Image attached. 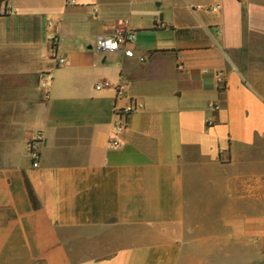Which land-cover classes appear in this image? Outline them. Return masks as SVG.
Returning <instances> with one entry per match:
<instances>
[{"label":"crops","instance_id":"0c3cea01","mask_svg":"<svg viewBox=\"0 0 264 264\" xmlns=\"http://www.w3.org/2000/svg\"><path fill=\"white\" fill-rule=\"evenodd\" d=\"M208 1L0 0V264H264V0Z\"/></svg>","mask_w":264,"mask_h":264},{"label":"built area","instance_id":"2783aa9c","mask_svg":"<svg viewBox=\"0 0 264 264\" xmlns=\"http://www.w3.org/2000/svg\"><path fill=\"white\" fill-rule=\"evenodd\" d=\"M68 4H73L74 0H65ZM223 8V0H209L207 5H197L195 7L196 10H203L209 14H218L222 11ZM96 11V10H95ZM3 14H10L11 11L7 9H3ZM137 41L136 32L128 27L124 26H116L109 34L101 35L95 40V47L97 50L105 53H113L122 51L124 55L128 58H133L135 56V52L132 47L135 45ZM56 60L57 66L62 67L66 64V60L64 58L54 56ZM142 62L144 58L140 59ZM51 82V75L49 73H44L41 77L40 85L44 91L45 98L49 95V84ZM100 88V87H97ZM118 98H126L127 104L123 108H115V119L113 123V138H111L108 142L109 147L113 149H117L121 147V137L125 133L128 128V123L131 115L141 108V104L134 98H127L124 90L121 86H119L116 90ZM213 109H216V105H212ZM41 145L42 138L41 136H37L33 138L28 143V155L30 160L32 161V166L34 168H38L41 159Z\"/></svg>","mask_w":264,"mask_h":264}]
</instances>
